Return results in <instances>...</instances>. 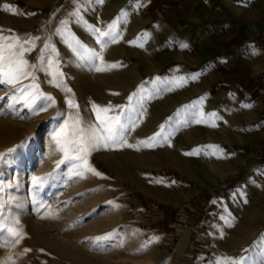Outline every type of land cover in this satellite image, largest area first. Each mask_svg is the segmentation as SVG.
<instances>
[{
	"label": "rangeland",
	"instance_id": "374dc122",
	"mask_svg": "<svg viewBox=\"0 0 264 264\" xmlns=\"http://www.w3.org/2000/svg\"><path fill=\"white\" fill-rule=\"evenodd\" d=\"M131 1V12L117 25L119 38L101 48L91 29L106 31L127 8L121 0L85 3L80 18L70 15L74 0H0V42L13 43V34L38 37L34 47L24 45L35 80L0 84V154H7L0 158V264H215L245 258V264H264V175L253 173L264 147L216 146L215 125L187 81L174 83L204 63L190 45L213 37L178 30V20L142 19V6ZM62 20L68 39L74 36L102 59L74 55L55 34ZM146 32L151 35L144 41ZM241 38L223 44L228 48ZM45 44V59L56 61L50 71L61 87L32 68ZM33 83L55 101H44L46 111L15 102L18 89ZM69 99L90 124L97 122L93 103L111 106L107 115H119L131 129L126 144L94 149L86 165L72 161L58 169L64 157L52 137L76 111ZM194 116L203 119L198 123ZM154 136V144L142 143ZM109 234L113 240L96 246V237Z\"/></svg>",
	"mask_w": 264,
	"mask_h": 264
},
{
	"label": "crops",
	"instance_id": "0c3cea01",
	"mask_svg": "<svg viewBox=\"0 0 264 264\" xmlns=\"http://www.w3.org/2000/svg\"><path fill=\"white\" fill-rule=\"evenodd\" d=\"M103 1L114 3L115 0ZM121 2L127 7L124 13H130L132 1ZM135 3L136 0L134 8L142 6V19L178 20L181 21L178 30L192 29L198 35L213 37L196 47L190 45L194 52L201 53L200 59L204 62L193 72L202 73L199 78L187 81L190 95H196L198 106L207 115L217 114L215 118L208 115L218 132L216 146L264 147V0H142L140 4ZM88 8L92 7L88 5ZM237 35L242 37V42L228 48L223 44L227 38ZM253 48L255 54H252ZM209 52L216 54L205 60ZM242 104L251 107H241ZM246 157L241 154L242 160ZM256 163L253 173L263 176L264 156H259Z\"/></svg>",
	"mask_w": 264,
	"mask_h": 264
},
{
	"label": "snow or ice",
	"instance_id": "6c2138e0",
	"mask_svg": "<svg viewBox=\"0 0 264 264\" xmlns=\"http://www.w3.org/2000/svg\"><path fill=\"white\" fill-rule=\"evenodd\" d=\"M93 0H74L75 8L70 15L80 18V11L84 7L85 3H91ZM94 2L102 4L103 0H94ZM137 4L142 3V0H136ZM126 13L122 12L121 16L117 17L110 25H108L106 31H101L98 28L93 27L91 31L98 33L97 43L100 44L101 48L106 47L108 43L116 42L119 38V33L117 31V25L123 21L126 17ZM67 20L60 21V26L56 29V35L60 37L61 41L66 44L76 55L80 56L82 52H88L93 59H102V57L97 54L94 50L87 49L82 42H80L74 36L68 39L69 30L67 29ZM150 33L142 34L141 39L146 41L150 37ZM3 38H0L2 40ZM13 43H2L0 42V84H8L15 85L20 82L21 79L32 78L35 80L32 72L27 70L28 61L24 59V53L26 51L24 45H28L29 48L34 47V41L38 39V37L28 36V37H20L16 34H13L10 38ZM173 41L170 38L168 43L171 44ZM177 46L181 49L187 48L188 45L184 42L177 41ZM142 46V45H140ZM19 47V51H15V49ZM50 48L49 44H45V51H42L41 56L39 58L38 65H32L34 70H39L44 72L46 75L53 76V83L56 87H61L62 81L57 83L55 82L56 73L51 72L52 69L56 65V61L52 58L45 59V55ZM51 53L55 52V48L50 49ZM7 52L8 55H4ZM252 54H255V49H252ZM95 70L99 71V68ZM202 73H193L189 76H181L174 83H183L188 80L198 79ZM59 75H63V73H59ZM38 85L35 83L23 86L18 89L20 95L16 97L15 102L23 101L25 106L29 108L30 111L34 112H43L46 111L50 106L48 103H44V101H51L53 104L55 103L54 99L50 96H46L43 93L38 91ZM143 87V86H142ZM71 92V89H68ZM137 94H133L135 96ZM148 98H151L150 96ZM4 99L0 97V100ZM39 99V103L37 100ZM202 100L204 98H201ZM130 102L132 101V97H129ZM68 106L70 108L75 109L76 111L71 114L67 119H64L62 124L60 125V130L54 133L52 139L55 141L57 145V150L63 153V159H61L57 163V168L59 169L61 165L65 163H71L72 161H79L81 165L87 164V156L90 151L94 149H98L100 147L109 148L110 146H118L122 144H126L125 132L130 131L131 129L126 127L125 123L122 122L119 115L117 116H109L107 113L113 111L111 106H98L93 103L92 110L96 114L97 122L96 123H88L79 115V105L75 104L71 99L67 101ZM195 107V105H194ZM241 107H251L250 104H242ZM121 111H124L123 109ZM101 113H104V117L101 118ZM210 117L215 118L217 116L216 113L208 114ZM193 119H196L194 116ZM203 116L200 119H196V122H201ZM70 121V122H69ZM157 136H160L158 133ZM157 136H154L149 139V141L142 142L148 145L154 144L156 142ZM164 140H167V137H163ZM71 153H77V155H71ZM7 154H0V158H3ZM73 167H79V165H73ZM86 171L93 172V174L99 175V173L95 172L94 169L87 168ZM77 175L83 176L82 172H77ZM264 174V173H262ZM34 183L37 181L36 177H33ZM8 183V182H3ZM3 184H0V188H2ZM246 202V201H245ZM112 203L113 207L119 208L120 205L117 203ZM3 207V205H0ZM4 216L0 213V232H3L5 229L4 224L2 223ZM225 222L228 220L226 218ZM7 231L12 232V229L9 227ZM13 236H18V233H13ZM114 239V235L109 234L104 237H96L95 244L96 246H100L103 241H111ZM159 236H153L151 238L152 241L158 240ZM264 240V237H262ZM28 251V250H25ZM246 259V258H245ZM245 259L237 260H217L215 264H245Z\"/></svg>",
	"mask_w": 264,
	"mask_h": 264
}]
</instances>
